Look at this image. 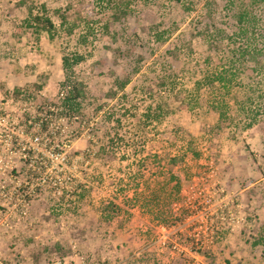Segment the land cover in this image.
Masks as SVG:
<instances>
[{
    "label": "rangeland",
    "instance_id": "374dc122",
    "mask_svg": "<svg viewBox=\"0 0 264 264\" xmlns=\"http://www.w3.org/2000/svg\"><path fill=\"white\" fill-rule=\"evenodd\" d=\"M220 2L0 0V135L13 128L14 147L28 146L46 122L65 157L51 177L78 182L69 198L36 188L25 214L7 217V264H264V72L236 57ZM41 5L53 38L26 25ZM72 54L82 60L63 69ZM213 68L229 83L198 84ZM11 160L7 177L27 180ZM204 187L228 195L239 220L197 247L177 225L183 195Z\"/></svg>",
    "mask_w": 264,
    "mask_h": 264
},
{
    "label": "built area",
    "instance_id": "2783aa9c",
    "mask_svg": "<svg viewBox=\"0 0 264 264\" xmlns=\"http://www.w3.org/2000/svg\"><path fill=\"white\" fill-rule=\"evenodd\" d=\"M65 100V99H64ZM64 104V103H63ZM68 108V107H67ZM39 121L36 123V134L28 136V146L26 144H20V148H15L12 143V137L16 134L19 139L23 138L22 132L18 130L6 129L2 130L0 135V246L4 240L9 225L7 224V217L10 215L25 214L27 210V198L31 197L36 188L44 189L49 187L54 189L57 195H64L66 198L73 197L72 194L76 191L78 182L72 179V176L62 177L57 184L55 178L56 161L60 159L65 160L64 155L60 152H55L56 145L51 141L49 132L45 134L47 123ZM39 131V132H38ZM17 146V145H16ZM44 154L45 159H38V156ZM12 156H17L19 160H22L27 169L33 173L28 175L27 180L22 182L19 179V175L7 177V170L13 169L11 160ZM75 159H78L75 157ZM39 160V161H38ZM38 161V163H37ZM37 164L42 165L37 167ZM87 165V162L85 163ZM47 168L45 173H41V168ZM74 167V166H73ZM21 171L17 170V173ZM37 172V173H36ZM211 177L209 175L206 178ZM203 180V178H201ZM60 185V186H59ZM25 186L26 189H25ZM59 187V189L57 188ZM63 190V191H62ZM64 193V194H62ZM217 191H208V189L201 188L197 190L190 189L189 193L184 194V207L186 213L177 228L182 232L187 228H192L196 231L192 234L194 245L209 246L213 243L215 230L219 228L217 224L219 222L227 221L233 225L238 223V216L232 213L229 209L228 195L217 197ZM202 233L203 235H200ZM190 236V235H189ZM165 237L162 236L161 240ZM191 239V238H190ZM0 264H7L6 256L0 248ZM48 264H71L66 261L65 258L52 260ZM80 264H102L97 262H85L84 259L80 261ZM105 264V263H104Z\"/></svg>",
    "mask_w": 264,
    "mask_h": 264
},
{
    "label": "trees",
    "instance_id": "16d2710c",
    "mask_svg": "<svg viewBox=\"0 0 264 264\" xmlns=\"http://www.w3.org/2000/svg\"><path fill=\"white\" fill-rule=\"evenodd\" d=\"M220 4L226 10L225 29L230 30L229 34L225 31V36L230 42L236 39L241 41L239 43L240 46L235 48L239 51L236 57H241L240 59L244 62H256L258 70L264 72V17L261 14L264 12L262 11L264 0H221ZM28 12L30 19L26 21V25L30 26L32 21L36 28L38 27V29L46 32L52 38L55 37L57 34L56 26L47 14L45 5H41L40 11L36 14H33L32 9H29ZM60 25L62 26L63 36H73L76 26L68 25L62 15L60 16ZM81 60L82 56L79 54L64 56L62 58V67L63 69H71L73 64H77ZM205 73L202 80L197 82L198 84L209 85L213 82H219L222 85H226L230 81V78L226 80V75L218 72L215 68L206 70ZM250 80H247V82H251ZM77 96V93H75V98L72 97L71 99L75 100ZM70 101V98H65L63 102L64 109L67 110V107L71 109Z\"/></svg>",
    "mask_w": 264,
    "mask_h": 264
}]
</instances>
